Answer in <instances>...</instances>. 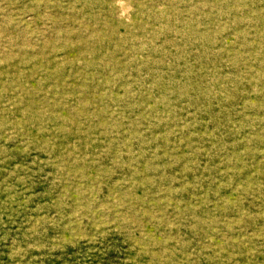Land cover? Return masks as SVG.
<instances>
[{
    "label": "rangeland",
    "instance_id": "obj_1",
    "mask_svg": "<svg viewBox=\"0 0 264 264\" xmlns=\"http://www.w3.org/2000/svg\"><path fill=\"white\" fill-rule=\"evenodd\" d=\"M0 264H264V0H0Z\"/></svg>",
    "mask_w": 264,
    "mask_h": 264
},
{
    "label": "bare ground",
    "instance_id": "obj_2",
    "mask_svg": "<svg viewBox=\"0 0 264 264\" xmlns=\"http://www.w3.org/2000/svg\"><path fill=\"white\" fill-rule=\"evenodd\" d=\"M122 5V4H121Z\"/></svg>",
    "mask_w": 264,
    "mask_h": 264
}]
</instances>
